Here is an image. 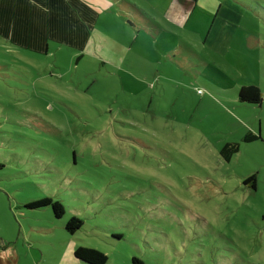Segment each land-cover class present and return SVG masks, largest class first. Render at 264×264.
<instances>
[{"label": "rangeland", "instance_id": "obj_1", "mask_svg": "<svg viewBox=\"0 0 264 264\" xmlns=\"http://www.w3.org/2000/svg\"><path fill=\"white\" fill-rule=\"evenodd\" d=\"M230 5L197 8L169 47L138 34L117 70L0 40V247L20 264H61L72 244L107 264H264V0ZM222 20L232 31H210ZM248 85L261 104L238 102ZM248 129L259 140L225 163L218 148ZM48 197L62 218L24 207Z\"/></svg>", "mask_w": 264, "mask_h": 264}, {"label": "crops", "instance_id": "obj_2", "mask_svg": "<svg viewBox=\"0 0 264 264\" xmlns=\"http://www.w3.org/2000/svg\"><path fill=\"white\" fill-rule=\"evenodd\" d=\"M149 1L0 0V40L37 55H47L50 43H54L76 50V64L87 57L91 63L98 62L117 70L122 69L128 57L133 54L132 48L139 38L138 34L143 32L150 37L153 36L150 32L155 31L161 36L165 47H169L170 42L166 38L170 34L179 38V32L185 30L197 8L208 7L210 12H215V16L219 10L222 11L223 5L233 9L231 0H169L162 12H156L152 9L153 5L149 10ZM127 19L130 22L126 23ZM221 23H216L214 28L212 23L210 31H232L226 24L228 20L226 23L222 20ZM126 32L129 34L125 35ZM209 46L215 49L218 47L216 43ZM252 130L248 129L240 141L226 140L221 144L218 154L225 163H230L237 156L242 143H251L245 142L244 137L248 134L257 135ZM228 143H238L239 151L227 161L221 155V150ZM245 185L255 189L256 177ZM76 248V245H71L72 254L70 251L64 254L61 264H84L74 258ZM20 252L18 248L10 249L7 245L0 247V264H20Z\"/></svg>", "mask_w": 264, "mask_h": 264}, {"label": "trees", "instance_id": "obj_3", "mask_svg": "<svg viewBox=\"0 0 264 264\" xmlns=\"http://www.w3.org/2000/svg\"><path fill=\"white\" fill-rule=\"evenodd\" d=\"M237 99L239 103L249 104V105H259L262 101V93L258 86L248 85L242 86L237 90ZM260 136L254 134H248L244 137L245 142H252L259 140ZM239 151L238 143H228L222 150L221 155L225 160H229L233 154ZM1 168V165H0ZM255 175L251 176L244 181L245 184L254 181ZM28 210H37L48 208L51 210L52 215L56 218H62L65 213L64 206L57 200L51 198H41L37 200L30 201L24 205ZM84 222L81 218L73 216L64 225L65 231L69 235H75L83 227ZM74 258L84 264H107L108 257L98 249L89 247H77L73 252ZM130 264H144V262L138 257H132Z\"/></svg>", "mask_w": 264, "mask_h": 264}, {"label": "bare ground", "instance_id": "obj_4", "mask_svg": "<svg viewBox=\"0 0 264 264\" xmlns=\"http://www.w3.org/2000/svg\"><path fill=\"white\" fill-rule=\"evenodd\" d=\"M4 34H5V32H4ZM14 34V33H13Z\"/></svg>", "mask_w": 264, "mask_h": 264}]
</instances>
